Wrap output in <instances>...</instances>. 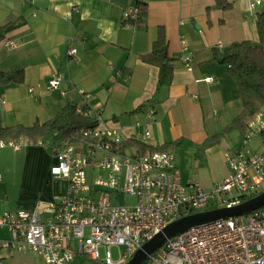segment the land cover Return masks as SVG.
<instances>
[{"label": "crops", "instance_id": "crops-1", "mask_svg": "<svg viewBox=\"0 0 264 264\" xmlns=\"http://www.w3.org/2000/svg\"><path fill=\"white\" fill-rule=\"evenodd\" d=\"M227 2L232 9L222 10L217 0H0V30L12 27L0 40V72H24L23 83L0 89V130L44 124L71 103L83 108L84 91L93 97L90 106L102 113L108 128L123 134L124 142H141L138 137L149 125L152 138L145 144L180 143L176 153L190 145L197 159L207 160L232 134L209 148L203 159L197 156L198 147L243 111L238 84L214 52L234 43L259 42V11L250 12L252 0ZM140 3L148 9L146 28L125 19ZM160 29L174 60L169 86L161 85L160 68L141 60L152 52ZM8 41L17 47H7ZM183 41L195 60L192 72L181 62ZM71 48L77 49L76 56L69 55ZM56 74L63 80L58 90L50 91L48 83ZM261 145L258 136L251 148L259 151ZM127 152L136 153L134 148ZM55 165L50 146L0 149V215L34 212L63 196L68 184L55 178ZM0 237L8 239L7 230H0ZM3 255L5 264H46L33 253Z\"/></svg>", "mask_w": 264, "mask_h": 264}, {"label": "built area", "instance_id": "built-area-1", "mask_svg": "<svg viewBox=\"0 0 264 264\" xmlns=\"http://www.w3.org/2000/svg\"><path fill=\"white\" fill-rule=\"evenodd\" d=\"M252 11L263 13L264 0H252ZM138 15V8L130 9L125 19L135 21ZM182 44L181 62L192 72L195 60L186 42ZM6 45L17 47L13 41ZM69 55L76 56L77 49L71 48ZM62 80L60 74L54 75L48 89L58 90ZM80 93L86 106L78 107V112L96 125L78 133L79 145L39 143L50 146L56 161L53 174L67 182V191L34 212L16 210L0 215V230L9 235L8 239L0 237V264H5L4 251L33 253L46 264H71L79 257L96 264H130L169 225L216 206V210L232 209L264 192V111L250 122L241 146L225 154L230 177L207 190L197 183L184 184L173 152H123V134L108 128L102 113L90 106L91 94ZM154 114L152 110L148 116ZM151 136L148 125L138 140L149 143ZM258 136L262 149L254 151L251 144ZM31 144L25 138L0 141V149L19 150ZM100 172L104 174H97ZM122 196L132 197L134 202L121 205ZM112 248L119 250L116 261ZM144 264H264V207L168 238Z\"/></svg>", "mask_w": 264, "mask_h": 264}, {"label": "trees", "instance_id": "trees-1", "mask_svg": "<svg viewBox=\"0 0 264 264\" xmlns=\"http://www.w3.org/2000/svg\"><path fill=\"white\" fill-rule=\"evenodd\" d=\"M217 6L222 10H230L233 5L227 0H217ZM139 15L132 21L140 28L147 27L148 9L143 3L138 5ZM257 31L259 42L244 41L234 43L223 51L215 50V60L228 66L229 72L238 84L240 97L243 103L242 113L229 124L224 131L208 139L198 147L197 156L203 159L206 151L218 144L231 134H238L242 138L249 130V124L256 116L264 111V12L257 17ZM11 26L0 30V40L4 38ZM141 60L150 66L160 68V83L163 86L171 85L174 78V60L169 56L168 41L164 29H160L158 38L154 42L152 52L143 56ZM24 81V72L17 70L14 73L0 72V89L11 84H21ZM95 121L86 118L78 112V106L68 104L52 120L44 124H35L32 127L14 126L0 130V141H18L25 138L34 145L39 143L53 145H79L81 139L78 133L82 129L93 128ZM180 143L166 144L154 147L145 143L131 140L123 143L121 149L127 153L128 148H134L139 155L163 151H179Z\"/></svg>", "mask_w": 264, "mask_h": 264}, {"label": "rangeland", "instance_id": "rangeland-1", "mask_svg": "<svg viewBox=\"0 0 264 264\" xmlns=\"http://www.w3.org/2000/svg\"><path fill=\"white\" fill-rule=\"evenodd\" d=\"M241 139L237 134H232L225 141L222 142L219 151L212 154L207 160H199L196 158L195 149L190 145H185L182 152H173L176 157V163L180 164L182 177L184 182H193L199 184L204 189H211L217 184L225 175L228 174L229 167L227 165L225 154L232 153L236 147L241 146ZM10 151V150H9ZM260 151V150H259ZM97 174H104L103 172ZM93 174L89 171V179L93 182ZM121 205L132 204L134 199L129 196L120 197ZM214 208V210H216ZM213 210V209H211ZM113 259H119V250L112 248ZM104 254V249L101 250ZM44 264V263H43ZM71 264H96L87 258L79 257Z\"/></svg>", "mask_w": 264, "mask_h": 264}, {"label": "water", "instance_id": "water-1", "mask_svg": "<svg viewBox=\"0 0 264 264\" xmlns=\"http://www.w3.org/2000/svg\"><path fill=\"white\" fill-rule=\"evenodd\" d=\"M264 207V192L249 201L232 209H218L186 217L169 225L161 234L147 243L139 251L130 264H144L148 256L165 245L168 238L177 236L191 228L212 224L214 222L234 217L247 216Z\"/></svg>", "mask_w": 264, "mask_h": 264}]
</instances>
